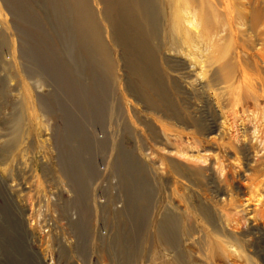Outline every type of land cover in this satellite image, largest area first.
<instances>
[{
    "label": "rangeland",
    "instance_id": "374dc122",
    "mask_svg": "<svg viewBox=\"0 0 264 264\" xmlns=\"http://www.w3.org/2000/svg\"><path fill=\"white\" fill-rule=\"evenodd\" d=\"M230 2L212 3L215 45L196 51L204 75L191 57L166 51L171 64L185 59L193 71L178 91L172 76L180 72L161 67L172 108L129 75L121 48L109 44L116 103L136 121L119 138L140 170L129 184L98 127H69L87 104L80 92L65 93L72 86L49 0H0V264H264V0ZM55 59L65 78L56 87ZM215 74L228 82L208 87ZM82 127L95 139L89 147ZM88 164L92 176H82ZM143 189L149 200L136 219L130 199ZM163 220L179 229L171 247L158 236Z\"/></svg>",
    "mask_w": 264,
    "mask_h": 264
},
{
    "label": "bare ground",
    "instance_id": "6f19581e",
    "mask_svg": "<svg viewBox=\"0 0 264 264\" xmlns=\"http://www.w3.org/2000/svg\"><path fill=\"white\" fill-rule=\"evenodd\" d=\"M221 1L227 3L226 7L231 5L230 0ZM96 2L99 9L95 6ZM212 3L214 0H49V7L53 10L56 19L53 22L52 16L49 21L56 35L62 40L61 50L66 59L65 73L67 74L65 79L61 72L62 66L56 59L53 60V67L50 71L52 83L55 87L62 86L65 79L68 85L72 86L65 92L68 95L67 98L69 95H78L80 92L81 97L86 102L85 104H87V107L81 111V120L74 117L69 118V127L71 129L77 120L81 121L85 128L92 126L95 129L98 127L105 134L101 143L111 146V149L117 153L119 165L121 164V167L128 172L129 184L136 181L133 174L136 172L139 175L140 170L137 171L136 164H131L132 159L128 157V152L123 151L119 138L124 131L132 130L134 133L136 121L128 110L127 118L123 109L116 103L115 88L120 76L109 44L114 43L121 48L129 75L134 77L140 86L145 87L146 91L151 92L154 97L163 102L166 107L172 108L162 68L180 72L177 73L180 80L172 76L173 84L178 91H181L184 82H187L186 79L190 77V73L193 71L189 69L186 71L188 67L183 62L185 59H180V61L171 64L166 58V53L178 51L191 57L193 66L199 64V74L204 75L203 66H201L204 62L198 61L196 51L200 49V46L209 52L213 51L214 33L210 29ZM38 6L47 8L46 4L40 3ZM17 10L18 12L15 14L21 20L43 30L37 16L33 18L29 14H24L23 9L17 8ZM77 41H81L80 45L82 44L79 53L76 52V50L78 51ZM3 44L4 42L0 41V48ZM7 57L9 56L7 55ZM206 57L208 56L206 55ZM210 59L207 58L206 62H211ZM62 65L64 66V63ZM44 71L46 70L42 66L35 68V72L39 74L44 73ZM71 73L76 74L78 78H72ZM224 76L215 74L207 80V86L211 87L215 79L221 83L228 82ZM132 89L134 88L132 87ZM132 89L131 92L143 101L147 108L157 110L158 105L156 108V104L150 99L149 94L143 90ZM74 90L77 92L75 93ZM169 110L173 116L178 117L179 113L175 114V110ZM77 123L79 124V122ZM86 130L83 129V132L86 133L85 136L83 135L86 141H84L86 144L83 143L82 145L83 148L86 145L89 147L91 141H95L90 133L87 135L88 131ZM80 151L79 149H72L77 157H80ZM74 159L76 158L74 157ZM88 165H86V173L82 176H92L89 167H93L91 164ZM148 198V194L143 189L130 199L131 210L137 211L133 217L139 219L141 212L147 206L144 203L145 201L148 203ZM164 222L165 220L160 223L157 230L158 236L164 245L171 247L180 239L179 229L170 228L166 224L163 226ZM30 223L32 224V220Z\"/></svg>",
    "mask_w": 264,
    "mask_h": 264
}]
</instances>
